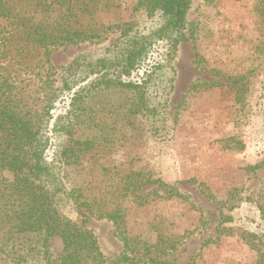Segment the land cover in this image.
Masks as SVG:
<instances>
[{"label":"rangeland","instance_id":"rangeland-1","mask_svg":"<svg viewBox=\"0 0 264 264\" xmlns=\"http://www.w3.org/2000/svg\"><path fill=\"white\" fill-rule=\"evenodd\" d=\"M133 2L114 0L111 3L119 7L100 13L99 19L127 21ZM256 3L192 0L176 58L167 133L143 118L129 127L126 121H114L113 114H104L108 127L102 134L117 133L101 146L99 157L105 167H93L86 159L81 170L63 164L73 161L60 155L68 137L52 134L47 158L53 155L61 175L62 170L67 173L63 174L67 188L83 178L85 198L95 208L100 194L93 185L102 180L100 207L116 202L126 209L124 235L131 238L126 242L111 220L89 213L80 200L70 199L63 210L77 223L86 218L104 264H123L120 255L140 257L145 250L157 262L253 264L255 251L248 241L260 236L264 216V20ZM121 29L111 31L104 43H112ZM89 48L78 44L52 50L57 83L61 67ZM92 130L81 127L77 132L85 138L95 134ZM139 169L160 181L142 186L136 192L140 198L116 199L109 191L111 171ZM227 215L232 220L223 222ZM50 244L56 259L62 242L54 236ZM11 258L0 251V264H12Z\"/></svg>","mask_w":264,"mask_h":264},{"label":"trees","instance_id":"trees-1","mask_svg":"<svg viewBox=\"0 0 264 264\" xmlns=\"http://www.w3.org/2000/svg\"><path fill=\"white\" fill-rule=\"evenodd\" d=\"M113 1L0 0V251L13 256L12 264H104L86 218L77 223L63 213L74 198L89 213L111 220L125 242L131 240L124 235L126 209L121 203L100 207L102 180L93 185L100 197L92 208L83 178L68 189L63 180L67 173L62 170L61 175L56 158L48 159L47 151L52 134L61 132L68 139L60 155L73 158L63 164L81 170L88 159L91 166L104 168L101 146L117 135L102 134L108 127L102 119L107 113L129 127L143 118L167 133L176 58L192 0H134L129 20H100V13L119 7ZM256 2L264 20V0ZM120 26L119 36L104 43ZM78 44L90 48L61 67L57 83L52 50ZM117 93L118 98L110 96ZM81 127L92 128L95 134L83 138L77 132ZM110 174L109 191L116 199L140 198L136 192L142 186L160 181L142 169ZM230 220V215L222 218ZM260 223V236L248 241L255 251L253 264H264V216ZM54 236L62 242L56 259L50 244ZM146 253L140 257L124 253L119 261L174 264L157 262Z\"/></svg>","mask_w":264,"mask_h":264}]
</instances>
